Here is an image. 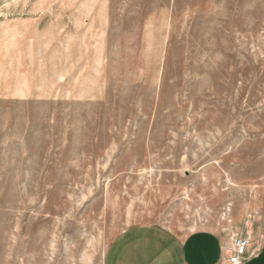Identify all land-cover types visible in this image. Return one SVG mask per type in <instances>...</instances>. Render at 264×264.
Segmentation results:
<instances>
[{
	"label": "rangeland",
	"instance_id": "rangeland-1",
	"mask_svg": "<svg viewBox=\"0 0 264 264\" xmlns=\"http://www.w3.org/2000/svg\"><path fill=\"white\" fill-rule=\"evenodd\" d=\"M152 224L264 243V0H0V264Z\"/></svg>",
	"mask_w": 264,
	"mask_h": 264
},
{
	"label": "crops",
	"instance_id": "crops-1",
	"mask_svg": "<svg viewBox=\"0 0 264 264\" xmlns=\"http://www.w3.org/2000/svg\"><path fill=\"white\" fill-rule=\"evenodd\" d=\"M232 237L211 230L181 235L160 225L123 230L108 246L104 264H224ZM243 264H264V243Z\"/></svg>",
	"mask_w": 264,
	"mask_h": 264
},
{
	"label": "built area",
	"instance_id": "built-area-1",
	"mask_svg": "<svg viewBox=\"0 0 264 264\" xmlns=\"http://www.w3.org/2000/svg\"><path fill=\"white\" fill-rule=\"evenodd\" d=\"M251 241L243 235L232 237V249L225 258L224 264H243L250 254Z\"/></svg>",
	"mask_w": 264,
	"mask_h": 264
}]
</instances>
